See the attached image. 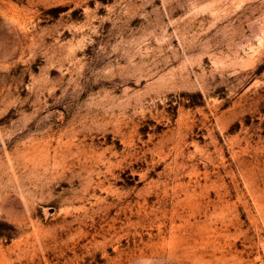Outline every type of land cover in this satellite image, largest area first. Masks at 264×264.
I'll return each instance as SVG.
<instances>
[{
	"label": "rangeland",
	"instance_id": "1",
	"mask_svg": "<svg viewBox=\"0 0 264 264\" xmlns=\"http://www.w3.org/2000/svg\"><path fill=\"white\" fill-rule=\"evenodd\" d=\"M0 264H264V0H0Z\"/></svg>",
	"mask_w": 264,
	"mask_h": 264
}]
</instances>
